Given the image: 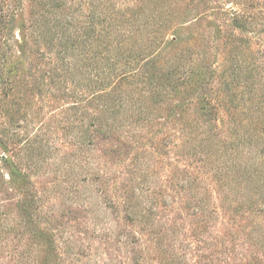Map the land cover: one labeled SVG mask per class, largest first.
Wrapping results in <instances>:
<instances>
[{
	"label": "rangeland",
	"instance_id": "rangeland-1",
	"mask_svg": "<svg viewBox=\"0 0 264 264\" xmlns=\"http://www.w3.org/2000/svg\"><path fill=\"white\" fill-rule=\"evenodd\" d=\"M63 2L54 12L75 40L89 9L104 14L82 57H94L92 74L108 70L101 45L119 21L129 38L112 40L111 61L134 50L145 75L184 64L194 77L176 75L168 91L139 86L154 99L148 122L116 115L117 88L77 87L72 74L52 81L61 71L41 34L52 0H0V16L18 8L19 44L15 87L0 92V264H264V121L250 124L245 110L258 102L264 117V0ZM242 58L260 76L232 86ZM23 177L56 254L17 216Z\"/></svg>",
	"mask_w": 264,
	"mask_h": 264
},
{
	"label": "trees",
	"instance_id": "trees-1",
	"mask_svg": "<svg viewBox=\"0 0 264 264\" xmlns=\"http://www.w3.org/2000/svg\"><path fill=\"white\" fill-rule=\"evenodd\" d=\"M52 2L53 3L50 4H44L51 5V8L47 10L46 14H44L45 19H43L41 24V26L45 27L46 31L43 34L44 30H42V38L45 40L46 45H50L49 48H53L54 66L61 71L59 73L54 72L50 76L52 81H57L61 74H72L75 76L73 83L77 87L83 86L89 88V86H93L95 89L97 88V91L123 88L114 90V92H116L114 94V98L117 100V111L114 112L116 115L130 113L135 115L136 121L148 122L150 120L149 110L152 109L154 99L152 100L151 97H149L148 101V98L141 95L140 89H138L139 86L147 85L154 87L155 90L168 91L176 87V83L179 80L176 75H178L180 79H190L194 77L193 67H187L184 64L177 65L173 71L169 70L168 72L159 74L155 69H153L149 72V74L145 75L141 72L139 66H134L135 64H138L136 59L139 57L135 55V52L137 51L134 50L131 52L129 51L128 54L123 57L124 59H121L120 54L116 53V55L114 54V60L111 61L110 54L108 53L112 50L111 47H114L112 46V40L118 38L119 36L120 40H118V44H121L129 38V32L128 35H125L124 32H122V25L119 21L112 23L113 28L110 30L111 35H109L110 37H107V41L103 42L101 45L102 49L107 52L105 58L109 64L108 70L92 74L91 70L93 69L92 63L95 60L94 57H82L89 50L93 52L92 42L99 36L97 24L99 23V18L101 16L104 17V14L99 10V8L89 9V22L82 30V37L80 36L77 40H75L68 35L69 26L67 20L54 12V10H58L63 7V0H52ZM17 10L18 8H12L11 10L8 9L0 16V92L3 93V95L6 93L8 94L9 91L14 89V79L18 70V56L13 58V44L17 45V47H19V44L18 40L12 34L15 29V17L17 15ZM231 22L239 29H242L246 24L245 19H241L238 15L236 17H232ZM55 41L56 43H59L61 49L57 48L56 45L53 44ZM74 43H77L76 45L81 47V50L78 53L74 52V46L72 47ZM21 49H23V47L20 45V50ZM102 49H100V51H102ZM70 58H72V60ZM119 62H122V69L121 72L117 74ZM234 70L236 73L233 72L234 75L232 76V81H236L237 83L233 82L232 86L244 83L243 79L257 80L260 76V73L257 71V67L254 66L252 62H248L243 58L236 64V68ZM240 71L242 72V75L240 74ZM224 81L226 88L229 90V83H227V81L231 80ZM39 83L43 84L44 81ZM252 95L254 96L255 94L253 93ZM234 96L236 99L237 95L234 94ZM237 99L245 104V97L243 96L242 91L239 93V97ZM256 103L257 104L255 106L251 105L247 109L245 108L247 118L248 113H250V124L255 126L264 121V117L257 113L261 111V107L257 106L259 104L258 102ZM212 107L213 106H211L208 102H206L203 107V109L206 110V113L203 114L209 117L207 120L209 124L212 123V120L214 119V117H211V112H209L210 110L212 111ZM261 118L263 119L259 121ZM262 132L264 133V130ZM81 136L83 141L90 143L91 132L89 127H85L81 130ZM2 162L4 163L6 161L3 160ZM245 172L251 173L252 171L246 169ZM18 186L21 198L18 200L16 205L17 216L21 219V222L25 225V228H27L28 231L33 232L35 236L43 240L46 255H50L51 253L56 254V247L53 245L54 240L51 239V235L48 234V232H45L44 229L40 227L39 222L34 218L37 201L33 196V192L28 187V180L23 177Z\"/></svg>",
	"mask_w": 264,
	"mask_h": 264
}]
</instances>
